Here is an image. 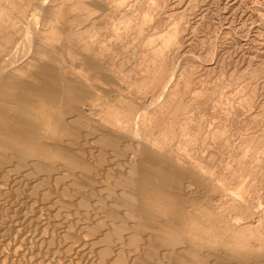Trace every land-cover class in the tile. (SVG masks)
<instances>
[{
	"label": "rangeland",
	"instance_id": "1",
	"mask_svg": "<svg viewBox=\"0 0 264 264\" xmlns=\"http://www.w3.org/2000/svg\"><path fill=\"white\" fill-rule=\"evenodd\" d=\"M24 35L31 50L0 84L2 126L44 130L62 109L88 144L109 150L110 132L138 157L148 230L180 235L181 261L166 264H264V0H0V64ZM13 246L0 264L18 263Z\"/></svg>",
	"mask_w": 264,
	"mask_h": 264
},
{
	"label": "bare ground",
	"instance_id": "2",
	"mask_svg": "<svg viewBox=\"0 0 264 264\" xmlns=\"http://www.w3.org/2000/svg\"><path fill=\"white\" fill-rule=\"evenodd\" d=\"M24 37L22 39L26 40ZM25 40L23 45L21 43L25 48V51L22 49L21 55L16 52L19 49V41L9 52L8 63L0 64V84L7 80L4 76L7 68L18 64L29 54L33 39L29 36L26 42ZM44 111L46 112V109ZM58 112L50 115L44 130H26L24 127L22 130H14L0 124V246L8 249L15 244L22 246L21 250L9 251L8 257L16 261L20 259V262L23 260L24 264H164L174 257L180 262L174 245L181 241L180 235L163 238L149 231L150 224L146 221L148 212L139 211L134 198L132 199L133 193L137 192L138 166L135 161L138 157L134 160V153H124L125 150L120 152L114 145L115 137H112L110 132L108 138L112 143L110 142L109 150L105 151V147H96L91 143L90 146L85 135L81 133L83 129L79 132L80 128L71 127L67 122L71 120L66 119L67 116L64 117L67 113L62 116V112ZM0 114H3L1 109ZM35 116L37 117V114ZM136 118L138 119L137 116ZM180 188L178 193L183 189ZM163 205L161 204V207ZM1 250L3 249L0 247V256L3 253ZM133 258L135 262L131 261ZM143 258V261L147 259L144 263ZM202 259V263L205 262V258ZM220 259V263L231 264L230 259ZM19 261L17 264L23 263ZM185 261L187 262V259ZM208 262L210 263V260ZM235 262L259 264L253 256Z\"/></svg>",
	"mask_w": 264,
	"mask_h": 264
}]
</instances>
